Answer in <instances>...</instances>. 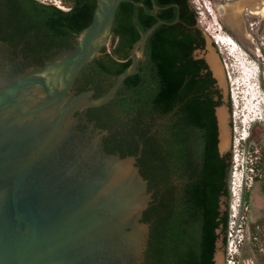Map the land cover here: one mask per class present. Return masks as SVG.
I'll return each mask as SVG.
<instances>
[{
	"label": "trees",
	"instance_id": "1",
	"mask_svg": "<svg viewBox=\"0 0 264 264\" xmlns=\"http://www.w3.org/2000/svg\"><path fill=\"white\" fill-rule=\"evenodd\" d=\"M53 1L68 10L38 0H0V41L49 60L73 49L75 37L93 21L96 0ZM155 3L158 11L152 0H124L119 6L111 50L104 47L87 64L98 83L110 82L106 90H97V99L130 68L133 45L142 33L158 21L178 23L160 25L151 34L137 75L94 113L109 132L108 142L122 158L136 157V167L148 182L152 200L142 219L149 227L145 264H215L221 237L228 245L232 198V154L221 156L218 148L216 109L222 102L213 101L211 73L194 56L201 31L192 1ZM249 153L255 161L250 166L253 185L243 195L244 219L254 185L259 184L264 197V147ZM240 227L249 228L256 264H264V218Z\"/></svg>",
	"mask_w": 264,
	"mask_h": 264
},
{
	"label": "water",
	"instance_id": "2",
	"mask_svg": "<svg viewBox=\"0 0 264 264\" xmlns=\"http://www.w3.org/2000/svg\"><path fill=\"white\" fill-rule=\"evenodd\" d=\"M123 1L96 0L93 21L75 37V47L43 67L14 58L0 41V264H145L149 227L142 219L152 199L137 158L104 152L101 138L108 133L91 126L84 136L75 114L108 105L139 72L151 34L178 19L142 33L130 68L107 94L97 99L92 91L72 92L85 66L109 44ZM205 37L206 52L224 67L218 44ZM210 69L224 98L216 109L224 156L231 146L227 79L224 69L221 78ZM219 246L215 264H223Z\"/></svg>",
	"mask_w": 264,
	"mask_h": 264
},
{
	"label": "rangeland",
	"instance_id": "3",
	"mask_svg": "<svg viewBox=\"0 0 264 264\" xmlns=\"http://www.w3.org/2000/svg\"><path fill=\"white\" fill-rule=\"evenodd\" d=\"M41 3L53 4L58 8L67 11L68 8L60 1L38 0ZM241 0H212V11L208 10L207 21H199V25L204 32L215 41L208 28L213 25L216 34H226L237 40L236 36L224 26L221 20L218 23L213 19L218 16L217 4L227 5L235 4ZM205 3V2H204ZM204 3L202 8L207 12ZM194 6H196L193 3ZM214 15H213V14ZM245 27L248 33L254 39L259 50V55L252 54L244 47L243 50H236V54L230 55L229 47L213 42L218 48L221 57L224 60V73L227 79L228 96V114L229 127L231 129V146L227 154H232V173L230 181V190L232 198L230 200V227L228 233V245L225 246L221 237L219 241V252L222 254L223 264L232 259L228 255V248L234 251V264H256L251 245L249 228H241L240 224L257 222L264 218V197L261 194L259 184L251 189V201L248 208H244L246 219L243 218L241 208L243 206V195L245 189L252 187L251 163L255 161L249 153L250 148L264 147V17L251 15L249 11L244 13ZM234 35V36H233ZM112 40L109 41L108 51L111 50ZM240 44V43H239ZM106 46V47H107ZM208 54V53H207ZM256 55V56H255ZM261 56V57H257ZM245 69V70H244ZM256 72L255 82L251 81V76ZM253 83H256L258 90L253 92ZM255 89V87H254ZM260 120L258 123L251 124L253 120ZM223 199L222 211L226 210ZM248 258V260H247Z\"/></svg>",
	"mask_w": 264,
	"mask_h": 264
},
{
	"label": "flooded vegetation",
	"instance_id": "4",
	"mask_svg": "<svg viewBox=\"0 0 264 264\" xmlns=\"http://www.w3.org/2000/svg\"><path fill=\"white\" fill-rule=\"evenodd\" d=\"M225 1H227V0H225ZM247 11H249V10H247ZM243 21H244V18H243ZM244 24H245V22H244ZM196 27H197V29H199L201 31V34H200L199 39L195 42V46L198 45L199 48L195 50L194 56L197 59L204 60L206 65H207V67H208V71L211 73V77L210 78H211V80H213V82H212V84H210V88H211V91L213 92V101L216 102V101H218L220 99V101L223 104V99H224L223 98V94H222L221 90L218 88L217 81L214 78V75H213V73H212V71H211V69L209 67V64H208V62H209L208 55L209 54H207V52H206L207 40H206V37H205V35H207V34L204 32L203 28L199 25V21H198V24H197ZM214 40H215V38H214ZM2 42H4V41H2ZM215 42H216V40H215ZM4 43L9 46V52L11 53V55H13L14 58H22L27 63H29L30 65L35 66L37 68L43 67L45 64H47L48 62L51 61V59L49 60V56H45V55H38V56L35 55L34 56V55H31V54H26V53H24L22 51L21 47L14 48L10 44H8L6 42H4ZM217 53H218V50H217ZM57 55L58 54L54 55L52 60ZM215 56H216V58H219L217 55H215ZM221 60H223L222 57H221ZM206 73H207V71L204 70L203 74L206 75ZM109 85H110L109 81H102L101 80L98 83V80H97L94 72H92L91 69H88V67L86 65L85 68L80 73L79 77L77 78V80H76V82H75V84H74V86L72 88V92L75 95H80L81 93L92 91L94 93L92 97L95 98L96 95H97V90L99 88L104 91V90L107 89V87ZM216 91H218V94H214V93H216ZM75 117L78 118V122H79L78 129L81 131V133L84 136H86V132L89 131L91 126L94 128V131L95 130L96 131H100L99 132L100 134H103L104 132H107L108 135L107 136L105 135V136H103L101 138V140H102V148H103L104 152H106L107 154H117L120 157H122L121 151L118 148H116L115 144L108 142L109 132L107 130H104L101 127L99 119L96 117V115L94 113V109H86L84 111L78 112V113L75 114ZM125 148H126V146H125ZM125 148L123 150H126Z\"/></svg>",
	"mask_w": 264,
	"mask_h": 264
},
{
	"label": "bare ground",
	"instance_id": "5",
	"mask_svg": "<svg viewBox=\"0 0 264 264\" xmlns=\"http://www.w3.org/2000/svg\"><path fill=\"white\" fill-rule=\"evenodd\" d=\"M216 7L218 11V16L217 17L213 16L215 22L218 23V21L221 20L224 26L227 27L237 38V40H235L226 34L223 35L216 34L215 33L216 30L213 28L212 25L211 27L208 28L207 31L210 32V34H212L216 42L223 46L229 47L230 55L232 56L236 54V50H243L242 49L243 47L246 50H248L250 53L259 55L260 52L254 42V39L246 30L243 21V15L247 10H249L252 15L264 16V0H241L240 2H237L235 4H227V5L217 4ZM208 54H209L208 63L210 67L212 68L215 76L221 78L223 69L225 68L223 67L222 64H220L221 62L220 60H218L219 58H216L214 53L210 52ZM257 57H261V56H257ZM219 116L221 120H225L227 118V114L223 111H219ZM228 145H229L228 136L227 135L223 136L224 148L225 147L227 148Z\"/></svg>",
	"mask_w": 264,
	"mask_h": 264
},
{
	"label": "built area",
	"instance_id": "6",
	"mask_svg": "<svg viewBox=\"0 0 264 264\" xmlns=\"http://www.w3.org/2000/svg\"><path fill=\"white\" fill-rule=\"evenodd\" d=\"M50 1H52V0H50ZM191 1H192V3H194L196 5L195 8H196V11L198 13L199 20L201 22L207 21V18H208V15H209L208 10L211 9V11H212V3H211L212 0H204L205 3L203 2L204 3V6L207 9V12H205L203 10L202 5L199 2V0H191ZM107 48H109V46H107ZM228 255L229 256H232V259L231 260H228L227 263L228 264H234L235 263L234 260H233L234 259V251L232 250L231 247L228 248Z\"/></svg>",
	"mask_w": 264,
	"mask_h": 264
},
{
	"label": "clouds",
	"instance_id": "7",
	"mask_svg": "<svg viewBox=\"0 0 264 264\" xmlns=\"http://www.w3.org/2000/svg\"><path fill=\"white\" fill-rule=\"evenodd\" d=\"M200 3H203L204 0H199ZM260 120L256 119V120H253L251 121V124H254V123H258Z\"/></svg>",
	"mask_w": 264,
	"mask_h": 264
}]
</instances>
